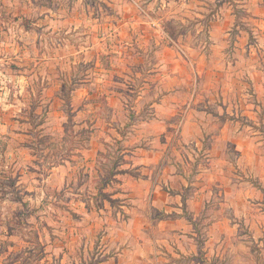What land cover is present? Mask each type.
<instances>
[{"label":"rangeland","instance_id":"1","mask_svg":"<svg viewBox=\"0 0 264 264\" xmlns=\"http://www.w3.org/2000/svg\"><path fill=\"white\" fill-rule=\"evenodd\" d=\"M152 153L211 202L137 261ZM121 260L264 264V0H0V264Z\"/></svg>","mask_w":264,"mask_h":264},{"label":"crops","instance_id":"2","mask_svg":"<svg viewBox=\"0 0 264 264\" xmlns=\"http://www.w3.org/2000/svg\"><path fill=\"white\" fill-rule=\"evenodd\" d=\"M190 120L189 117L184 134L188 131L187 138L203 139V134H199V123H192ZM158 160H160V153H152L145 161L147 179L142 181V187H145L143 196L137 198L134 194H130L127 197L128 201L123 202L128 206L132 204L131 212L129 211L131 214L129 226L124 235L127 239L132 238V241L135 242L132 254L137 261L144 260L145 257L147 259L146 252L142 251L139 246L136 247L137 242L142 245V248H145L147 244L154 243L166 245L168 249L172 248L173 251L178 250V252L184 253L180 244L189 234L187 233V229L190 228L188 219L199 216L211 202V197L205 194L204 190H195V193L187 195L188 184L184 177L166 162L161 168L158 180L152 181ZM136 164V166H140V164ZM195 180L196 183L193 185L200 188V179L196 178ZM132 182L133 187L141 188V181L137 182L132 179ZM140 241L143 244H140ZM119 264H125V260H121Z\"/></svg>","mask_w":264,"mask_h":264}]
</instances>
